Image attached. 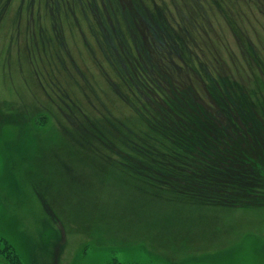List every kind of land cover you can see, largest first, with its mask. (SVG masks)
Instances as JSON below:
<instances>
[{"label":"rangeland","instance_id":"374dc122","mask_svg":"<svg viewBox=\"0 0 264 264\" xmlns=\"http://www.w3.org/2000/svg\"><path fill=\"white\" fill-rule=\"evenodd\" d=\"M0 264H264V0H0Z\"/></svg>","mask_w":264,"mask_h":264},{"label":"trees","instance_id":"16d2710c","mask_svg":"<svg viewBox=\"0 0 264 264\" xmlns=\"http://www.w3.org/2000/svg\"><path fill=\"white\" fill-rule=\"evenodd\" d=\"M175 42V41H174ZM156 43V42H155ZM171 50H174L173 48H171ZM206 124V123H205ZM207 126H208V124H207Z\"/></svg>","mask_w":264,"mask_h":264}]
</instances>
